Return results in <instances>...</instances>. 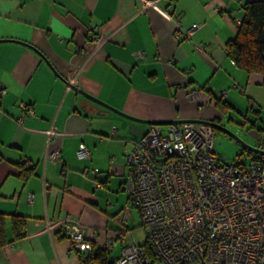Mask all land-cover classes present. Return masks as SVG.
I'll return each instance as SVG.
<instances>
[{"label": "crops", "instance_id": "0c3cea01", "mask_svg": "<svg viewBox=\"0 0 264 264\" xmlns=\"http://www.w3.org/2000/svg\"><path fill=\"white\" fill-rule=\"evenodd\" d=\"M145 1L0 0V211L9 236L10 215L25 219L24 237L0 249V264H80L63 233L68 217L88 228L97 246L108 241L115 262L125 244L146 240L144 226L142 243L132 235L136 217L124 186L126 155L138 138L129 131L133 122L73 86L153 121H221L230 110L216 108L208 92L224 91L239 113L244 97L247 108H264L262 76L237 68L225 50L243 4L264 0ZM171 18L184 30L201 26L178 35ZM192 90L197 101L188 96ZM251 113L243 123L254 120L248 130L258 140L256 125L263 128L264 118ZM142 125L146 131L152 124ZM51 127L65 134L48 138ZM80 143L89 158L76 156ZM23 168L32 170L29 176ZM93 168L107 177L103 187L94 186ZM106 203L116 210L110 213ZM121 228L128 229L124 235Z\"/></svg>", "mask_w": 264, "mask_h": 264}, {"label": "built area", "instance_id": "2783aa9c", "mask_svg": "<svg viewBox=\"0 0 264 264\" xmlns=\"http://www.w3.org/2000/svg\"><path fill=\"white\" fill-rule=\"evenodd\" d=\"M145 5H156V0H146ZM172 20L178 35L190 36L201 26L193 23L184 30L178 19ZM96 40L98 45L104 41L100 36ZM188 96L194 100L198 93L192 90ZM46 133L48 138L65 134L52 127ZM257 148L259 160L248 164L239 159L228 161L215 149L209 124L150 125L126 155L129 170L125 182L127 207L137 209L147 230V244L124 245L115 264H149L153 260L165 264H264V131ZM75 154L89 157L84 143ZM50 156L59 160V148ZM92 172L94 186L102 187L98 168ZM63 221L70 222L67 227L75 248L91 247L79 222Z\"/></svg>", "mask_w": 264, "mask_h": 264}, {"label": "trees", "instance_id": "16d2710c", "mask_svg": "<svg viewBox=\"0 0 264 264\" xmlns=\"http://www.w3.org/2000/svg\"><path fill=\"white\" fill-rule=\"evenodd\" d=\"M242 8H243V15L237 25L236 33L233 36V38L228 40L226 43V49H225L226 54L237 68L247 73H252V72L259 73L262 76L261 84H263L264 86V1H247L243 4ZM204 89H205L204 87H198V91L201 94L204 91ZM208 93L210 95V98L214 100L216 108H218L222 112H226V110H231V109L234 110L235 112L239 111L234 106H232V103H230L227 99H223L221 97L222 96L221 94H219L218 96L214 92H208ZM195 101L197 100L195 99ZM260 110H261L260 108L255 109L254 106H250L246 108V110H244L243 112L241 111V113L244 115V118H246L249 112L255 111L259 113ZM210 120L218 124L220 122L217 118H213ZM254 124L255 122L254 120H252L249 123L248 128L251 127L253 128L255 126ZM211 129L213 134L221 131L218 128L212 126ZM256 130L258 132H263L264 127L262 128L256 125ZM139 138L140 136L135 140H138ZM257 143H259V137ZM244 153L249 157V161L246 164L250 163L252 160L253 161L259 160L261 156L257 151H254L253 149H250V147H245V146L243 147L242 151L239 154H244ZM31 171L32 170L30 168H23L21 175L23 177H27L30 175ZM99 173L100 171L98 172V175ZM95 178L96 175L95 177H92V182ZM107 180H108L107 177L103 179L102 187L106 184ZM128 201H129V195H128ZM5 216H6L5 213L0 211V249L20 240L25 235L24 216L20 214L10 215V233H11L10 236L8 235V231L6 229ZM75 220L76 219H73V221ZM65 224H67L68 226L70 222L66 221ZM67 226H66L67 230H65L64 228L63 233L69 239L71 249L72 250L74 249L76 252H78L80 264H115V260L112 261L109 256L111 251L108 246L109 243L108 241L103 245L97 246L94 243V241H92V239L89 238L87 234L88 228L86 229L82 225L84 240L88 241L91 244V247L83 250L79 248H75L72 240L70 239L69 228ZM127 230H128L127 228L124 229L121 228L117 233L118 235L119 234L124 235V233H126ZM146 244L147 241L145 240V242L142 245L146 247ZM147 253L152 254L151 251L149 250V247H147Z\"/></svg>", "mask_w": 264, "mask_h": 264}, {"label": "rangeland", "instance_id": "374dc122", "mask_svg": "<svg viewBox=\"0 0 264 264\" xmlns=\"http://www.w3.org/2000/svg\"><path fill=\"white\" fill-rule=\"evenodd\" d=\"M241 105L243 106L242 107L243 110L247 108V99L245 97ZM260 112H261L260 113L261 116H263L264 118V108H261ZM247 116L254 117L251 112H249ZM243 121H245L244 115L241 112L239 113V111L235 112L234 110L231 109L230 111L226 112L223 119L220 121V124L226 127L228 130H230L232 133H234L236 137L239 138L243 144L251 148H257L258 140L256 136L253 134V132L248 130L249 122L243 123ZM213 136H214L215 149L222 156H225L228 161H233L237 159H239L240 161L244 163H247L249 161V157L245 155V153L239 154L242 151L244 145L240 143V141H238L236 137L231 136L225 133L224 131L216 132L213 134ZM124 180H126V178ZM124 186H125V183H124ZM119 202H120V199L118 197V201L117 203H115V208L120 207ZM107 207H108V204H107ZM108 209L110 213L116 210L114 209V207H108ZM133 212L136 218H135V221L132 220L131 222V225H133L132 227L134 229V233L132 235L136 238L137 242L139 241L140 243H142L143 240L145 239L146 230L143 227V225L140 224L138 213L135 208ZM162 264H165V263H162Z\"/></svg>", "mask_w": 264, "mask_h": 264}, {"label": "water", "instance_id": "95a60500", "mask_svg": "<svg viewBox=\"0 0 264 264\" xmlns=\"http://www.w3.org/2000/svg\"><path fill=\"white\" fill-rule=\"evenodd\" d=\"M2 40V39H1ZM45 61L48 62V59L46 57H44ZM74 88H76V90L81 94L83 95L84 97L90 99L91 101H94L95 103H98V104H101L103 106H105L106 108L118 113L119 115L131 120L133 123H131L129 125V131L130 133H132L133 135L135 136H141L145 131V127L142 125V124H172V123H178V122H183V121H180V120H167V121H153V120H146V119H142V118H138V117H135V116H132V115H129V114H126L122 111H119L118 109H115L109 105H107L105 102L101 101L100 99L94 97L93 95H90L88 93H86L84 90L82 89H78L76 86H73ZM185 121V120H184ZM189 121H192V122H201V123H206V124H209L211 125L212 127H216L218 128L219 130L221 131H224L225 133L231 135V136H234L236 137V135L234 133H232L230 130H228L226 127L222 126L221 124H218L216 122H213L211 120H207V121H203V120H197V119H192V120H189ZM140 124V125H139ZM236 139L238 141L241 142V140L239 138L236 137ZM243 144V143H242ZM245 147H248L247 145L243 144ZM250 149H253L254 151H257V152H260V150L258 148H251Z\"/></svg>", "mask_w": 264, "mask_h": 264}, {"label": "bare ground", "instance_id": "6f19581e", "mask_svg": "<svg viewBox=\"0 0 264 264\" xmlns=\"http://www.w3.org/2000/svg\"><path fill=\"white\" fill-rule=\"evenodd\" d=\"M141 223V222H140Z\"/></svg>", "mask_w": 264, "mask_h": 264}]
</instances>
